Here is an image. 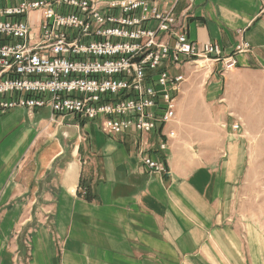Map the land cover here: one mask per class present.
I'll use <instances>...</instances> for the list:
<instances>
[{
    "label": "crops",
    "instance_id": "obj_1",
    "mask_svg": "<svg viewBox=\"0 0 264 264\" xmlns=\"http://www.w3.org/2000/svg\"><path fill=\"white\" fill-rule=\"evenodd\" d=\"M152 1L236 67L213 65L203 93L186 80L176 120L144 136L158 154L175 133L160 153L164 175L144 167L134 133L112 139L95 123L44 119L46 109L0 113V264H264V234L241 213L239 186L248 161L264 160L231 128L264 131V0ZM242 42L251 50L235 54Z\"/></svg>",
    "mask_w": 264,
    "mask_h": 264
},
{
    "label": "built area",
    "instance_id": "obj_2",
    "mask_svg": "<svg viewBox=\"0 0 264 264\" xmlns=\"http://www.w3.org/2000/svg\"><path fill=\"white\" fill-rule=\"evenodd\" d=\"M177 22L152 0H0V113L48 109L52 121L95 123L112 139L134 133L147 171L166 174L161 154L175 133H164L158 154L144 136L176 120L182 66L222 63L226 73L237 63ZM250 50L242 42L235 54Z\"/></svg>",
    "mask_w": 264,
    "mask_h": 264
},
{
    "label": "rangeland",
    "instance_id": "obj_3",
    "mask_svg": "<svg viewBox=\"0 0 264 264\" xmlns=\"http://www.w3.org/2000/svg\"><path fill=\"white\" fill-rule=\"evenodd\" d=\"M210 69L211 67L204 63H200L199 65L185 63V65H183L181 72L184 73L186 80L191 83V88L189 89L191 92H205L204 81ZM183 90L184 89H182V92ZM49 116V110L46 109L45 112H43L42 118L48 119ZM231 119L232 118H229V120ZM234 119H236V117H233L232 120ZM185 120L191 122L192 118H185ZM66 122H72L71 118L67 119ZM229 124H232V122L230 121ZM250 134L253 135L251 136ZM236 136L240 141L247 143L248 149L251 148L250 151L248 150V154L251 157L253 156L257 160H261V158L264 160V131L248 133L247 126H245L242 132L237 133ZM246 168V173L239 184L244 194L247 196L246 199L243 200L246 205L241 204V213L247 218L249 223L257 225L264 234V162L253 163L248 161Z\"/></svg>",
    "mask_w": 264,
    "mask_h": 264
},
{
    "label": "trees",
    "instance_id": "obj_4",
    "mask_svg": "<svg viewBox=\"0 0 264 264\" xmlns=\"http://www.w3.org/2000/svg\"><path fill=\"white\" fill-rule=\"evenodd\" d=\"M80 196H83L86 200H93L94 195L91 190V186L85 181V179H82L81 184H80ZM20 247L22 248V245L20 244Z\"/></svg>",
    "mask_w": 264,
    "mask_h": 264
}]
</instances>
